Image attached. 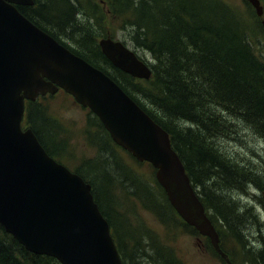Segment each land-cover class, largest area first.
Listing matches in <instances>:
<instances>
[{"label":"trees","instance_id":"trees-1","mask_svg":"<svg viewBox=\"0 0 264 264\" xmlns=\"http://www.w3.org/2000/svg\"><path fill=\"white\" fill-rule=\"evenodd\" d=\"M34 2L33 5L17 7L32 22L74 53L110 75L169 132L172 145L181 157L194 187L204 188L198 193L220 235L218 224L208 212L218 197L208 189L210 179L231 186L241 184L242 180H253L264 195V176L246 166L240 167L235 158L222 152L211 140L237 134V124L233 120L237 122L238 119L246 122L264 138V60L255 53L247 37L244 17L234 6L225 0H107L109 11L106 13L93 7L90 1L86 6L81 5L79 0ZM81 10L87 15H93V22L89 26H79L78 15ZM114 22L119 23L120 29L130 28L129 37L133 44L151 53L153 62L143 59L152 69L150 79H138L122 71L102 52L97 41L99 34L95 31L108 36L109 28ZM61 35L72 40L76 47L67 43ZM40 98L26 101L24 124L35 131L48 153L56 156V151L50 148L35 127L38 124L40 128H45L48 136L56 143L54 145L57 150L64 148L63 144L58 142V132L54 130L55 119L48 114ZM96 120L100 121V126L107 133L105 140L116 146L97 116ZM50 124H53L52 128ZM102 144L104 145V142ZM106 162L110 163L108 160ZM85 164L74 169L66 165L92 184L94 198L114 229L113 236L122 259L125 264H131L126 250L124 251L127 242L132 241L138 245L137 242H142V239L136 233L146 232L152 243L156 244L154 233L144 229L141 224L135 226L126 218L133 227V232L119 234L115 222L116 206L111 214L104 209L99 182L95 176L97 171L102 172L105 195L109 192L114 198L113 187L123 172V166L120 164V169L117 170L118 177H113L107 171L101 170L102 166L97 162ZM84 169L88 170L89 174L84 173ZM154 172L156 173V168ZM153 182L154 188L144 183L139 185L144 187L140 191L141 194L146 192L150 198L159 196L155 206L145 204L137 190L131 195L140 199L143 205L156 210L162 215V219L167 221L171 214L178 213L155 176ZM123 184L125 185V182ZM216 209L222 219V226L228 225L232 233L240 237L239 230L231 224L237 216L229 218L234 210L226 206ZM119 220L123 221L122 218ZM185 224L199 233L193 226L186 222ZM206 240L210 243L208 237ZM160 245L162 249L159 247V250L167 264H181L177 262L169 247L162 243ZM258 256L247 264H264V249ZM231 261L235 264L233 258ZM0 264L61 263L55 257L27 250L0 223Z\"/></svg>","mask_w":264,"mask_h":264},{"label":"water","instance_id":"water-1","mask_svg":"<svg viewBox=\"0 0 264 264\" xmlns=\"http://www.w3.org/2000/svg\"><path fill=\"white\" fill-rule=\"evenodd\" d=\"M250 1L262 14L259 0ZM33 4L0 0V223L6 231L62 264H124L92 184L52 157L31 127L23 128L26 100L63 89L100 118L115 143L156 168L177 213L233 264L169 132L110 75L17 7ZM99 44L114 66L151 78L150 65L123 41L108 35Z\"/></svg>","mask_w":264,"mask_h":264},{"label":"rangeland","instance_id":"rangeland-1","mask_svg":"<svg viewBox=\"0 0 264 264\" xmlns=\"http://www.w3.org/2000/svg\"><path fill=\"white\" fill-rule=\"evenodd\" d=\"M79 1L84 6L88 5L90 1L96 9L104 10L106 13L109 11L107 0ZM225 1L234 6L244 17L248 40L255 53L264 60V26L256 22L257 15L244 0ZM78 18L80 27L89 26L93 22V15H87L84 10L79 11ZM107 21L109 22L108 15ZM118 25V22H114L110 26V36L125 42L138 53L140 58L147 62H153L154 58L151 53L137 48L130 40V28L123 30ZM92 29L94 30V27ZM95 32L97 35L99 34L97 36L98 43L102 37H106L99 31ZM61 36L71 46L76 47L72 40L64 35ZM40 100L48 114L56 120V122L52 121L54 130L58 132V142L62 143L64 148L57 150L56 143L48 136L45 128H40L38 124L35 127L50 148L56 151L54 154H57L60 161L65 162L71 169L81 168L85 163L97 162L101 164V170L107 171L113 177H118L117 170L120 169V164L123 166V172L113 187L114 198L110 196L109 192H106L107 198H105V180L101 171L96 172L95 178L99 182V192L104 209L111 214L116 206L115 222L119 234L133 232V227L127 222V219L135 226L141 224L144 229L154 233L156 244L152 243L146 232L136 233L142 239V242H137L138 245L132 241L127 242L124 251L126 250L131 264H167L159 250V247L162 249L160 243L169 247L168 249L177 262L181 264H228L214 251L206 237L186 225L179 214H171L172 216L164 221L162 215L160 216L156 210L145 205L155 206L159 198L158 195L155 198H150L146 192L140 193L144 188L143 185H139L140 183L155 187L153 182V177L156 178L154 166L149 162L138 161L122 146L117 143L118 146H113L107 139L105 140L107 133L100 126V121L96 120L97 115L89 107L79 104L73 95L62 89L54 94L42 96ZM233 122L237 124V134L215 137L211 140L222 152L235 158L240 167L246 166L264 176V138L246 122L239 119L237 122L235 120ZM53 124H50L51 128ZM106 160L110 163H107ZM89 171L84 169V173ZM89 177L93 178L91 175ZM196 188L198 192L204 190L202 186ZM208 189L218 196L214 201V206L209 208L208 212L218 224L223 246L230 254V259L233 258L235 264H247L249 260L259 257L258 254L264 249V195L260 187L253 180H242L241 184L231 186L216 179H210ZM136 190L143 197L144 205L140 199L131 195ZM219 206H226L232 211L234 210L229 218L237 216L231 221V224L239 230L240 237L235 236L228 225L222 226V219L216 209ZM120 218L123 221L119 220ZM112 234L114 235V229H112ZM125 238H127L126 235ZM243 243L246 245L242 246Z\"/></svg>","mask_w":264,"mask_h":264},{"label":"flooded vegetation","instance_id":"flooded-vegetation-1","mask_svg":"<svg viewBox=\"0 0 264 264\" xmlns=\"http://www.w3.org/2000/svg\"><path fill=\"white\" fill-rule=\"evenodd\" d=\"M248 5H250L251 9L254 11L255 15L256 16V22L261 25V26H264V0H259L260 2V5L262 6V9H263V13L262 14H258V11L255 7V5L250 1V0H244ZM220 234V233H219ZM243 238V237H242ZM244 239V238H243ZM210 240V239H209ZM210 244L212 246V248L214 249V251L217 253V251L215 250V248L213 247L211 241H210ZM220 245H221V248L224 250V252H226L228 254V256L230 257V254L225 250L224 246H223V243H222V236L220 235ZM245 246L246 244H242V246ZM249 251L251 249H248ZM222 259H224L220 254H218ZM225 260V259H224Z\"/></svg>","mask_w":264,"mask_h":264},{"label":"bare ground","instance_id":"bare-ground-1","mask_svg":"<svg viewBox=\"0 0 264 264\" xmlns=\"http://www.w3.org/2000/svg\"><path fill=\"white\" fill-rule=\"evenodd\" d=\"M241 212V211H240ZM246 214V213H245ZM260 215V214H259ZM250 226V225H249Z\"/></svg>","mask_w":264,"mask_h":264}]
</instances>
